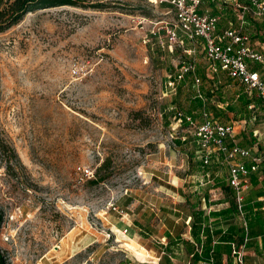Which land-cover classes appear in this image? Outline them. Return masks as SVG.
I'll list each match as a JSON object with an SVG mask.
<instances>
[{"label": "rangeland", "instance_id": "1", "mask_svg": "<svg viewBox=\"0 0 264 264\" xmlns=\"http://www.w3.org/2000/svg\"><path fill=\"white\" fill-rule=\"evenodd\" d=\"M100 1L111 7L31 12L0 33V132L19 158L11 167L0 160L5 264L134 260L115 227L124 231L126 216L156 224L150 208L168 202L162 190L170 178L199 170L194 138L175 117L199 121L202 105L192 78H171L191 61L167 36L174 13L151 0L86 3ZM213 3L203 7L230 13L221 15L224 28L253 36L249 45L264 50V19L240 17L234 0ZM194 57L207 63L201 50ZM255 66L264 77V65ZM201 77L206 109L229 118L221 101L239 106L244 86ZM262 121L260 114L251 126Z\"/></svg>", "mask_w": 264, "mask_h": 264}, {"label": "crops", "instance_id": "2", "mask_svg": "<svg viewBox=\"0 0 264 264\" xmlns=\"http://www.w3.org/2000/svg\"><path fill=\"white\" fill-rule=\"evenodd\" d=\"M201 9L209 8H204L202 2ZM218 12L222 11L214 10L211 13L219 17L218 30L221 32L228 29L224 28L221 17L227 18L230 13ZM186 46L190 47L191 44L186 42ZM178 69L174 75H171L172 81L186 82L188 78H192L194 82L192 73L178 80ZM204 74L213 82L232 84L237 82L223 70H218L216 73L210 72L208 62L196 67L195 75L200 77L201 81V75ZM239 95L237 94L238 99ZM221 103L226 106L225 112L230 113L229 118L223 115L215 118L209 112L211 116L220 123L234 124L240 146L249 148L253 156L261 159L257 164V170L250 176L251 183L245 193L247 233L242 230V221L228 183L229 172L223 163V156L214 152L209 163H204L203 169L196 174L188 176L187 179L176 175L170 178L168 183L171 187L162 190L168 202L150 208L152 211L150 215L159 219L156 224L150 218L146 222L140 220L138 222L134 218L131 222L126 216L125 220L123 218L126 223H124V231L115 227L116 231L126 237L120 242L131 243L135 247H132L135 259L126 260L123 264H264V108L260 101V104L251 105L254 109L243 117L242 112H234V107L237 106L234 102L229 104L228 101H221ZM258 110L261 111L257 113ZM260 114L263 125L252 127L251 125L255 123L254 119H257ZM221 116L224 119L220 120ZM195 119L198 121L197 118ZM201 121L202 110L198 122ZM190 133L193 136L192 132ZM251 138L255 141L253 146L248 141ZM195 157L202 160L197 152ZM244 161L249 166L254 164L251 158ZM128 228L131 236H127ZM154 236L159 240H154ZM234 247L242 252V263L233 253ZM141 252L143 255H140Z\"/></svg>", "mask_w": 264, "mask_h": 264}, {"label": "built area", "instance_id": "3", "mask_svg": "<svg viewBox=\"0 0 264 264\" xmlns=\"http://www.w3.org/2000/svg\"><path fill=\"white\" fill-rule=\"evenodd\" d=\"M151 1L155 4H168L174 13L173 20L167 26V36L171 43L182 47L191 59L189 62L183 61L180 64L177 79H183L188 73L194 74L195 97L203 100L201 122L181 111L176 112L175 117L187 123V128L200 146L197 153L205 164L209 163L214 152L222 154L223 163L229 172L228 183L242 221V229L247 233L245 193L251 183L250 176L257 170V164L261 159L253 156L249 148L240 146L234 124L218 122L206 109V101L199 88L201 78L195 75L197 64L194 56L201 50L210 64V72L216 73L218 70H223L229 77L243 85L245 92L250 95L254 93L264 108V77L260 70L255 69V65H264V50L251 47L249 42L254 37L247 36L240 30L228 28L219 32V17L213 15L209 9L200 11L203 0ZM234 5L240 9V17L244 18L246 14H252L256 18L264 19L263 0H249L248 4L234 0ZM186 42H189L191 46L187 48ZM249 158L254 163L250 166L244 161ZM233 253L242 263V252L234 247Z\"/></svg>", "mask_w": 264, "mask_h": 264}, {"label": "trees", "instance_id": "4", "mask_svg": "<svg viewBox=\"0 0 264 264\" xmlns=\"http://www.w3.org/2000/svg\"><path fill=\"white\" fill-rule=\"evenodd\" d=\"M87 0H0V33L6 31L10 27L19 23L28 13L36 12L40 10L52 9L62 6H73V7H92L99 10H104L111 7V4L105 2H96L87 4ZM214 1V0H213ZM213 1L210 4L214 6ZM241 1V0H240ZM168 6V4H163ZM203 9H200L202 11ZM257 69V66H255ZM196 95V94H195ZM197 102L200 103L203 107V100L195 97ZM239 103L240 105L234 107V112H242L247 115L249 111L253 110L254 108L251 105L260 104V100L255 98V94L252 93L249 95L248 93L242 92L239 95ZM232 109V108H231ZM233 111V110H232ZM180 122L184 123L187 127V123L185 120H179ZM194 138V137H193ZM195 144V151L199 150V144L197 140L194 138ZM178 144H182L180 140H177ZM195 152V153H196ZM198 155V153H197ZM15 159H19L17 152L14 147H12L7 140L3 137L2 133L0 132V160L5 161L9 167L12 165V161ZM204 161L199 160V170L204 167ZM198 170V171H199ZM100 178H95L92 180L94 183L99 182ZM132 201V198L128 199V203ZM2 217V213L0 212V219ZM1 223V220H0ZM243 230V229H242ZM0 263L5 264L4 257L0 253Z\"/></svg>", "mask_w": 264, "mask_h": 264}, {"label": "bare ground", "instance_id": "5", "mask_svg": "<svg viewBox=\"0 0 264 264\" xmlns=\"http://www.w3.org/2000/svg\"><path fill=\"white\" fill-rule=\"evenodd\" d=\"M126 245L129 246V247H131V248H132V247L135 248L134 246H132L131 243H126ZM140 255H143V253L141 252Z\"/></svg>", "mask_w": 264, "mask_h": 264}]
</instances>
